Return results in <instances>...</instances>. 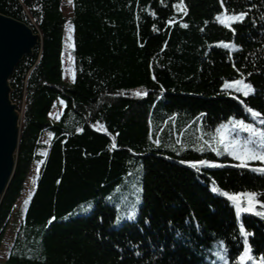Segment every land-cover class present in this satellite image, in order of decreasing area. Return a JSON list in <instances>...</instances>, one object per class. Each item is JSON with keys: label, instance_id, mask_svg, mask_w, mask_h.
I'll return each mask as SVG.
<instances>
[{"label": "trees", "instance_id": "obj_1", "mask_svg": "<svg viewBox=\"0 0 264 264\" xmlns=\"http://www.w3.org/2000/svg\"><path fill=\"white\" fill-rule=\"evenodd\" d=\"M179 2L72 0L67 16L63 0H0V12L40 33L10 78L23 111L0 200V250L42 163L5 264H240L239 223L252 234L251 255H264V218L238 219L222 194L255 192L264 201V175L188 163L219 159L206 145L196 150L199 137L211 139L231 118L252 120L241 100L264 114V0H225L230 14L248 13L234 32L215 20L220 0H183L187 15L173 7ZM69 25L71 81L63 62ZM241 75L254 94L223 89Z\"/></svg>", "mask_w": 264, "mask_h": 264}, {"label": "snow or ice", "instance_id": "obj_2", "mask_svg": "<svg viewBox=\"0 0 264 264\" xmlns=\"http://www.w3.org/2000/svg\"><path fill=\"white\" fill-rule=\"evenodd\" d=\"M224 2L225 0H220L221 7L224 10L216 15L215 20L222 26L234 32L235 30L232 28V25L235 23H242L248 13L242 11L239 13L233 12L230 14L229 10L224 8ZM69 3H71V0H69ZM173 7L177 10V12H183L184 15H187V8L185 5H183V0H180L179 3L174 4ZM173 23H175L174 18H170L167 21L168 25ZM181 26L184 28L188 27L187 24H182ZM70 33L71 26L69 25V41L72 39ZM218 46L224 48H233L237 51L240 50L235 44L232 43L218 42ZM69 59H71V56H69ZM233 67H235V65H233ZM249 75H251V73H249ZM223 89L225 91L234 90L236 93H242L245 97L254 94L255 92L253 86L250 83H246L242 75L240 79H236L232 82H225ZM229 94H231L230 91ZM136 95H141V93L137 92ZM236 98L239 99V97ZM240 103L244 105L245 111L252 117L253 120H258L260 125H264V118H262L264 114L252 109L251 107H248L244 104L243 100H241ZM241 133H247V136L241 138ZM199 139L203 140V144L196 149L197 151H204V146L206 145L208 149L215 152L217 156L227 155L239 161L238 164L233 165L234 167L245 168L251 172L264 175V128L257 127L253 123H247L243 119H232L230 120L229 124L220 125L215 130V135L211 136V139L204 140L203 136L199 137ZM156 143L158 144L159 140H157ZM252 161H258L259 166H251L250 162ZM182 163L185 162L182 161ZM188 163H190L191 167L197 168V170H199L197 167L198 165L208 167H224L222 164L207 160ZM215 190L216 189H213V191ZM222 194L233 204L235 208V214L238 219L241 217L242 213L264 218V211L257 210L258 207L260 209H264V201L258 199L260 194L255 192H223ZM133 218L134 217L131 216L129 217V219ZM180 235L181 234L177 232V236ZM239 235L243 238V251L240 252L237 257V259L240 261V264H245V261H252V264H264V255H262L259 260L251 255L252 249L248 244V237L252 234L246 231L243 223H239ZM217 255L219 256L220 253H217Z\"/></svg>", "mask_w": 264, "mask_h": 264}, {"label": "water", "instance_id": "obj_3", "mask_svg": "<svg viewBox=\"0 0 264 264\" xmlns=\"http://www.w3.org/2000/svg\"><path fill=\"white\" fill-rule=\"evenodd\" d=\"M40 44V33L26 22L0 12V200L13 176L21 113L12 99L10 78L19 62Z\"/></svg>", "mask_w": 264, "mask_h": 264}, {"label": "rangeland", "instance_id": "obj_4", "mask_svg": "<svg viewBox=\"0 0 264 264\" xmlns=\"http://www.w3.org/2000/svg\"><path fill=\"white\" fill-rule=\"evenodd\" d=\"M72 2V0H71ZM63 8L65 10V13L67 14V16H70V10H71V3H69V0H63ZM71 37H72V28H71ZM68 36H69V26L66 28V32H65V39H64V55H63V62H64V66H65V75H66V80L67 81H71L73 80V77H74V63H73V57H72V47H73V37L71 39V41L68 40ZM69 56H71V59H69ZM236 80V79H235ZM234 80H227L226 82H232ZM246 83H248L247 81H245ZM225 84V83H224ZM234 91V90H233ZM235 92V91H234ZM242 94V93H241ZM236 96H238L237 94H235ZM15 102V101H14ZM17 108H18V105H17ZM19 112L21 113V117H22V111H23V108L19 109ZM61 110H62V105L60 102H58L56 104V107L54 108V111L51 115L52 119H55L60 113H61ZM232 119H237V118H231L230 120ZM21 120V118H20ZM230 120L228 121H225L221 124H219L214 130L211 131V136L212 135H215V130L222 124H229ZM239 120V119H237ZM245 122L247 123H253L255 124L257 127H261V128H264V125H260L259 124V121L258 120H251V121H246ZM48 135H49V132L46 133V136H45V139L48 140ZM241 138H244L247 136V133H241ZM215 146V145H213ZM223 150V149H221ZM43 153L45 151H42ZM213 161L215 163H226V164H232V165H236L239 163V161L233 159L231 156H227V155H221L219 156V159L218 160H215L213 159ZM41 163L42 161H39V162H35L33 167H32V170H31V173H30V178L27 182V185H26V188H25V191H24V195L20 198V200L18 201V203L16 204V206L14 207V211L12 213V216H11V220H10V224H9V227L7 229V232H6V236L4 238V241H3V245H2V248L0 250V263L1 264H5L7 259H8V256H9V251H10V248L12 246V243L14 241V237L16 235V232L25 216V211L27 209V206H28V203L31 199V196L35 190V187H36V176L40 170V167H41ZM251 166H259V162L258 161H252L250 162ZM110 202H114V199H113V195L110 199ZM91 204H90V208H91ZM259 209V207H258ZM257 209V210H258ZM136 210L131 212H126V214H124L123 216L121 217H135L136 216ZM120 221V219L117 221V223Z\"/></svg>", "mask_w": 264, "mask_h": 264}]
</instances>
